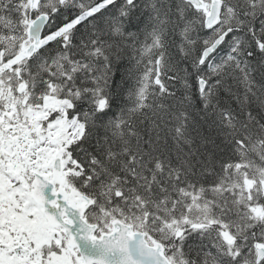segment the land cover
I'll list each match as a JSON object with an SVG mask.
<instances>
[{
	"label": "snow or ice",
	"instance_id": "snow-or-ice-1",
	"mask_svg": "<svg viewBox=\"0 0 264 264\" xmlns=\"http://www.w3.org/2000/svg\"><path fill=\"white\" fill-rule=\"evenodd\" d=\"M0 264H264V0H0Z\"/></svg>",
	"mask_w": 264,
	"mask_h": 264
}]
</instances>
